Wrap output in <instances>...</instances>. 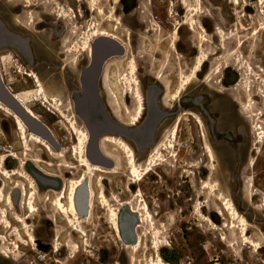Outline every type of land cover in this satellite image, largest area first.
<instances>
[{
  "label": "rangeland",
  "instance_id": "374dc122",
  "mask_svg": "<svg viewBox=\"0 0 264 264\" xmlns=\"http://www.w3.org/2000/svg\"><path fill=\"white\" fill-rule=\"evenodd\" d=\"M27 1L29 9L18 10L15 15L16 18H22L20 23L25 28L9 27L19 34L18 37L4 36L6 42H18L19 45L23 43L26 48H30L25 50L27 60L16 50L7 47L0 54V65L4 69L8 84L13 85L23 98L30 101L31 107L39 115L45 116L47 112L41 105V96H37L38 89L33 86L32 81H27L24 73L37 74L47 93L61 99L63 109L67 110L69 116L73 114L74 96L78 94L76 102L80 104L85 98L80 79L84 76L86 93L94 96L99 74V68L92 63L83 75L90 64L87 53L73 52L75 44L80 42L83 35L81 32L87 31L91 23L100 24L110 31L115 25L93 15L81 3L71 2L68 5L64 1L63 6H67L66 9L72 8L76 14L77 11L85 12L87 18L81 19L85 20L77 27L76 34L65 31L59 39H54L53 31L38 33L35 30L39 21L35 2L42 1L54 7L53 15H57L60 10L55 9L54 2L50 0H19L8 3L25 5ZM0 2L5 3L7 0ZM186 3L183 0H120L115 4L114 0H109L105 5L107 12L113 7L115 15L120 19L121 26L116 35L127 40L130 48L127 57H117L106 65L102 83L99 82L100 95L103 100L108 99L117 118L124 117L125 122L129 123L123 101L126 89L124 78L130 72V60L134 59L135 72L141 81V94L146 104L142 121V141L148 143L155 137L156 142L153 148L144 150L142 160L155 155L158 149L164 152L165 160L154 170L156 174L148 176L138 185L131 186L126 159L122 155L123 157H119L121 164L116 172L103 175V179H106L104 190L110 199L114 196L123 201L133 200L136 204L138 202L133 194L141 190L155 215L157 226L155 230L145 225L141 227L143 247L134 256L130 251H123L122 245L116 243L115 231L106 226V212L98 207V198L95 199L97 211L94 209L95 215L92 214L91 220L85 226L88 235L86 242L78 234V237L72 236L75 233L73 229L62 218L59 219L57 213L52 212L50 214L58 220V227H54V245L59 240L60 247H56L62 250L60 258H67L59 261L63 264H69L75 258L82 264H130L128 258L131 256L135 257L134 264H146L150 256L153 257L151 248L156 238L160 237H167L171 242V247L162 250V257L168 264H264V141L258 143V136L264 133V97L259 96L260 90L264 89V5L261 4L264 0H203V11L208 14L199 15L196 20L198 23L200 19L204 21L210 36L207 42L201 41L199 30L194 33L183 25L194 14L186 6L195 10L198 0H187ZM1 12L0 19L4 21V14ZM215 27L224 32L223 37L215 34ZM175 29L178 37L173 41ZM79 34L81 37H77ZM103 42L111 46L112 52H120L119 47L109 41L97 42L96 46ZM200 48L204 49L203 53L209 54L210 60L203 66L198 78L188 84L178 100H171L183 78L190 75L196 59L202 56ZM96 55L97 58L100 56L99 50ZM245 66L253 68L252 76H247ZM217 69H220L219 73L215 72ZM211 72L214 76L209 82ZM158 75L164 77L162 84L156 79ZM244 82L251 87L250 93L245 92ZM167 86L171 93L166 91L165 96ZM147 95L152 97L150 104L146 101ZM111 96L117 97L122 107L111 104ZM155 99L159 102L160 110L155 107ZM250 103L253 104L249 109L253 113L251 115L249 110L243 111L244 105ZM50 106L52 107L51 104L46 105L51 110ZM134 108L131 101L129 110L132 112ZM51 117L50 122L54 123L62 145L60 149L65 151L70 164L75 163L72 160L75 155L71 153L72 136L68 123L53 115ZM196 118L201 119L202 125ZM175 127L178 128L176 140L172 138ZM110 137L120 139L115 135ZM171 143L174 148H171ZM29 145L32 152L25 151L11 117L0 111V156H9L10 153L18 155V159L8 158L9 171L18 170L24 176L23 168L29 161L38 159L39 155H43L44 161H49L51 157L45 148L31 142ZM207 145L212 148L213 159L206 152ZM112 147L116 145L112 144ZM61 161L62 159L56 161L60 165L57 171L68 172L61 167ZM141 163L143 165L144 162ZM252 163L253 166L250 167ZM41 165L51 169L47 165ZM71 177L73 178L67 174L68 179ZM252 179L254 182L251 186ZM1 180L9 185V180L0 176V186ZM18 180L28 186L25 179ZM209 180L218 185V192L230 198L240 214L247 219L250 224L248 236L262 241L261 249L245 244L238 222L231 220L226 211L227 217L223 219L218 215L216 207L209 206L216 204L218 208H224L221 201L210 199L204 190V183ZM95 191L98 192L96 187ZM41 194L43 198L48 193L43 191ZM50 195L53 198L56 194L52 192ZM11 213L10 219L16 226ZM35 215H38L37 211ZM124 219L125 222L131 221L128 212H124ZM225 220L229 222V226L234 224L236 227L231 231L224 228ZM32 222L36 221L30 220L28 224L31 225ZM35 224L34 230H37V237H40L45 228L39 222ZM20 229L23 238L28 240L26 231L22 227ZM53 235L50 234L51 237ZM2 236L0 252L3 256L9 255L14 260L13 264L25 259L24 254L35 264H45L39 261L40 254L33 255L30 252V245H21L20 253L16 250L15 253L14 244L18 240L9 230L2 229ZM73 243L80 247L78 255L73 253L71 247L70 251H66L64 247ZM86 250L90 252H84ZM40 252L44 254L41 249ZM0 258L3 262H9L6 258Z\"/></svg>",
  "mask_w": 264,
  "mask_h": 264
},
{
  "label": "bare ground",
  "instance_id": "6f19581e",
  "mask_svg": "<svg viewBox=\"0 0 264 264\" xmlns=\"http://www.w3.org/2000/svg\"><path fill=\"white\" fill-rule=\"evenodd\" d=\"M11 1L14 2L17 0H11ZM54 1L56 2V0ZM82 1L87 3L93 15H98L100 18H103V20L110 22L114 24L115 26H114V29L110 31L104 27L102 28L100 24L96 25L94 23L95 24L94 25L93 23H91L87 31H85L82 37L80 38V42L75 44L76 46L74 47L73 52L79 53V54L87 53L91 56L93 53V50L95 49L97 42L105 40V41H109V42H113L117 44V46L121 50V53H124L123 58L127 57L129 54V43L127 40H124L116 35V32L120 30L119 28L121 26V22H120V19L116 17L113 7H111L107 12L106 11L107 9L105 6L106 4L104 6L101 4L102 2L107 3V1L105 0H82ZM114 1H115V4H118L120 0H114ZM186 1L187 0H185V2ZM202 4H203V0H198V6L195 10L188 6V10L192 11V13H194L195 15L193 14L190 16V18L187 20L186 25L189 26L190 30L194 33H197V30H199L200 32L199 37L201 38V41L207 42L209 41L208 37L210 36L208 32L206 31L205 27L200 25L198 21L196 20L199 15H202L205 13L208 14L206 11H203ZM237 4L238 3L236 2V5ZM261 4L264 5V3H261ZM47 8L48 7L44 6V9L47 10ZM60 9H61L62 17L67 18L69 22L74 24L75 23L74 19H78V17L75 16L74 14L72 15L69 14V12H67L61 7ZM72 11L73 10H71L70 13H72ZM220 31L222 30L220 29ZM256 34L258 33L256 32ZM221 36L222 37L224 36V32H221ZM17 44L19 43L17 42ZM37 44H35V46ZM201 50H202V56L196 59V63L190 75L183 78L181 85L177 89V92L172 94L171 100L173 101L178 100V98L180 97V94L186 89L188 84H190L194 79L198 78L199 73L202 72V68L204 64L210 60L209 54L203 53L204 51L203 48H201ZM113 52L115 53L107 60V63L116 59L117 57H120V56H117L118 51L115 50ZM129 67H130V72L124 78V82L126 85L124 94L127 96H130L133 99L134 104H135V108L133 109L132 112L129 109L126 110V114L130 119L129 127L133 128V127H137L140 124L143 113H144L145 104H144V98L140 90L141 84L135 72L136 61L134 59L130 60ZM219 70L220 69H217L215 70V72L219 73L220 72ZM245 71H246L247 76H250V75L252 76L254 70L251 66H245ZM260 72H263V70L260 69ZM25 76L30 78L32 83L38 89L37 96H41L43 103L46 105L51 104L53 108L51 106L50 108L54 110L55 115H57L60 120L68 123L70 131H71V136H72L71 153L75 155V157H72V160L75 163L70 164L67 161L65 151L60 149L62 146L61 142H58L57 136L55 132L53 131L52 127L44 119L39 117L38 113H36L33 110V108L30 105L31 104L30 101L26 100L21 95L13 91L10 85L7 84L5 75L0 69V80L3 83L2 84L0 81V87H1L0 89L3 93H5V95H7L8 97L12 99L15 106L19 110H21V112L24 114L25 119H23V117L17 111H14V109H12L9 105L4 103L1 98H0V111L9 115L11 119L13 120L15 127L17 128V131L21 137L22 144L26 152L31 151L30 150L31 147L29 145V142H31L35 145H39L40 147L45 148V150L49 154V157H51L49 158L50 164H48V167H50L51 169H48L49 171L47 170L46 172L47 174L41 170L43 169L41 164H44V160L42 158L43 155H39L38 157L39 160L35 159L30 164H28L31 167L33 166V168H31V171L26 170L24 173V176H22L18 170L8 171L7 169L8 158L10 159L11 157H13V158L18 159V155L16 153H12V154L10 153L9 156H6V155L0 156V176H3L5 179L9 180V185L15 188V190L14 189L13 190L17 194H20L21 196V199H20L21 202L19 206L21 208L20 210L28 211L26 216L24 215L14 216V220L17 223V225L14 226L13 221L10 219V212H14V208L16 209V207L18 206L16 205V202L12 199V197H10V195H8L7 197L6 187H8V184L5 182V180H3V184L7 186L5 187V189L3 187V189L0 190V240L3 238L2 229H7L18 240V242L14 244V248H15L14 252L16 250L18 253H20L21 245H25V246L30 245V247L33 248L32 251L41 255L39 257V261L41 263L44 262L45 264H49L48 256L46 254H41L38 252V244L36 242L34 231L32 230V227H30L28 224V222L33 217L32 215L35 214L36 212V208H37L36 199L37 197L41 198L42 196L41 191L44 190L45 192H48L47 197L49 198L51 197L50 194L52 192L56 194L52 199L48 198L49 200H47L46 202L47 203L46 208L53 209L54 213H57L59 215V219L62 218V220L68 226H70L76 234L80 235L83 239H85V242H86V239L88 238L85 226L91 220L92 214H94L93 213L94 209L97 208V207L95 208L97 204V202H95V199L98 198L99 200L98 207H101V209L105 210L106 212L105 217L107 218V222L113 225L112 229L115 231V234L117 236L118 245L121 244L123 247V251H126V250L130 251L135 256V254L139 253L142 250L143 242H144V239L140 234V229L142 226L145 225L155 230L157 226L155 215L152 213L150 205L148 201L145 199L141 190L138 191L137 194L134 196V199H136L139 204L132 202V200H128V202L124 204L121 202V200H119L118 197L116 198L114 196H112V198L110 199L106 195L105 193L106 191L104 190V183L106 179H103V175L105 176V174L107 175V174L115 173L116 172L115 170L121 164L119 161V157L124 155L126 159V164L129 170V172L128 171L127 172L130 174V177H131V186L138 185L148 176H151L152 174H154L155 173L154 170L162 165V163L165 160L164 152L161 149H158L157 153L155 155H152L150 158H147L145 164L142 165L137 160L134 150L127 144V142H125L122 139L111 138L110 136H103L101 138V136L97 134L99 131L98 132L94 131L95 133L93 132L94 134L97 135L98 138H101L99 140V146L96 148L95 146L97 145H95L94 141L97 137L95 138L94 134L91 137L90 131H88L90 130L89 127L86 128V126L80 125L76 117L74 116L70 117L65 113V110L63 109V105L61 103V99L58 96L49 95L47 93V90L42 85L37 74L33 72H29L25 74ZM213 76H214V73L211 72L209 74V79H208L209 82L212 80ZM106 77L108 78V76ZM157 79L159 81H163L164 77L161 75H158ZM245 83L246 82H244V85H245L244 90L245 92L250 93L251 87L249 85H246L247 83L246 84ZM166 91L167 93L170 92L168 86H167ZM259 96H261L262 98L264 97L263 88L260 90ZM111 97H112L111 100L109 98L111 104H114L115 106L120 105L117 97L115 96H111ZM97 100H98V97H97ZM251 104L252 103L245 104L243 107V111L244 110L248 111L251 108ZM251 114L253 113L251 112L250 115ZM196 119L198 123L202 125L201 119L199 118H196ZM32 123L35 124V126L37 127H32ZM113 126L115 129L111 128L108 130L109 132L112 131L114 133H117V132H120L121 130V132L126 133V131L122 130V128H120L116 123H113ZM177 129L175 127L172 132V138L174 140L177 139V133H178ZM52 138L53 140H56V143L52 141ZM258 140H259L258 141L259 144L263 143L264 133L258 136ZM110 143L115 144L116 147H112V144L110 147L109 145ZM173 146L174 145L171 143V148H174ZM205 149H206V152L211 157V159H213L214 156H213L212 148L207 145ZM96 151H97V156L95 155ZM27 157H29V154L27 155ZM57 159H62L61 161L63 162L61 166L62 168H64L68 172L75 171V176L73 178L68 179L66 176H65L66 177L65 180L56 178L62 174L65 175V173H68V172L62 173V172L57 171V168L60 166L58 164L55 165V162L57 161ZM253 163L251 164L250 167L253 166ZM111 165H113L114 168H110ZM79 167L81 168L80 170H79ZM35 174L40 175L42 178L47 180V182L49 180L57 181V182L60 181L63 185L62 189L59 192L58 190H55V189L50 190V188L42 187L40 185L41 182L38 181L36 177L34 176ZM20 178L25 179V181L28 182V186L20 182L18 180ZM116 179L118 178L116 177ZM253 182L254 180L252 179L251 186L253 185ZM95 187L97 188L98 192L95 191ZM203 187H204V190L207 191L210 199L216 198V201L217 200L221 201V204L224 208L223 209L218 208L216 204L215 206L214 205L212 206V204H210L209 206L211 208L216 207L217 213L221 218L225 219L227 216H229L231 220L238 222L241 228V235L244 239L245 244H248L252 248L261 249L263 246L262 245L263 242L259 240L256 241L248 236V231H250L249 230L250 224H248L247 219L242 214H240V212L236 209L233 201L227 196H225L224 194H222L221 192H218L219 191L218 185L212 183L210 180L206 181ZM56 191L58 192L56 193ZM14 197L15 196H13V198ZM263 200H264V197H263ZM121 206H124L125 208L122 211H119V208ZM128 208H129L128 213L131 216H135L134 217L135 224L132 228L133 242L128 241V238H127L128 236L126 235L127 233L124 230L125 220H123V213L127 212ZM95 211H97V209ZM225 211L228 213L227 216L225 214ZM55 220H56V223H58L57 218ZM230 226H229V222L227 223V221L225 220L224 228H228L231 231V229H234L236 227L234 224ZM20 227H22L23 230L26 231V236L28 240H25L23 238ZM157 232L159 235H162L160 231L157 230ZM58 246H59V243H58ZM70 247L75 255H78L80 253V247L77 244L73 243L72 245L69 246V248ZM169 247H171V242L169 241L167 237L166 238L164 237L156 238L153 244V247L151 248V250H153V253H154L153 257L150 256L146 264H168L162 257V250L163 248H169ZM58 251H59L58 247H56L53 254L56 255ZM134 256H131L128 258V261L130 264L135 263ZM6 257L8 258L9 256H6Z\"/></svg>",
  "mask_w": 264,
  "mask_h": 264
},
{
  "label": "flooded vegetation",
  "instance_id": "af4514ba",
  "mask_svg": "<svg viewBox=\"0 0 264 264\" xmlns=\"http://www.w3.org/2000/svg\"><path fill=\"white\" fill-rule=\"evenodd\" d=\"M9 1L10 2H13L11 0H7V2H5V3L4 2H0V11H2L1 13L4 14V18H5L4 21L0 19V54L3 52V49L4 48H7L8 47V48H10L12 50H16L18 53H20L22 56H24V58L27 60V58H26L27 55H26L25 50L28 51L30 48L29 47L26 48V44L24 46L23 43H22V45H19L17 43L12 44L11 42H6L5 39H4V36H7V37H12V36H15L16 37L17 36V34L15 33V31L12 30V29H10L11 27L12 28H25L20 23V21L22 20V18L19 19L18 16L16 18L15 15H17L16 12L18 10L19 11L20 10L23 11V9H26V10L29 9L30 6L29 5H26L29 2L27 1L25 3V5H23L22 3L10 4V3H8ZM17 1H19V0H17ZM50 1L51 2H54L55 9L57 8L58 10H60V12L57 15H53L54 7H50V6H48V3H44L42 1L41 2H35V6L38 7V8H35V9L37 11V16H38V20H39L38 23H36L35 30H37L38 33H44L45 31H53L54 39H59V37H61L62 36V33H65V31H70L69 32L70 34H72V33L74 34L76 32V30H77V27H80L81 22H83L87 18V14L85 12L83 13L82 11H79V12L77 11V14H76V11H74L72 8L66 9L67 6L66 7L63 6L64 5L63 3H65V2L67 3L68 2L67 3L68 5L71 2L81 3V5H85V9L86 10H88L90 13H92L90 11V8L87 5V3L84 2V1H82V0H56V2L54 0H50ZM105 1H107V3H109V0H105ZM183 3L186 4L185 0H183ZM101 4L102 5H105L106 3L102 2ZM20 6L22 7V9H20ZM44 6L48 7L47 10L44 9ZM60 7L63 8L64 10H66L67 12H69V14H71L70 13L71 10L74 11V12L72 11V14H74L75 16L78 17V19H74V21H75L74 24L71 23V22H69L67 18L62 17ZM186 9L188 10V6H186ZM56 17H57V19H56ZM116 17L118 18V16H116ZM83 18H85V19L84 20H81ZM5 20H7L9 22V24ZM186 23H187V21H184L183 25L187 26ZM199 24L202 25L203 27H205L204 21L202 19H200ZM187 27H189V26H187ZM102 28H103V26H102ZM205 29H206V27H205ZM189 30H190V28H189ZM84 32H85V30L83 32H81V33L84 34ZM214 32H215L216 35H220L221 32H223V31H220V28L219 27H215L214 28ZM2 34H3V36H2ZM80 34L77 37H81ZM1 37H3V39ZM177 37H178V31H177V29H175V32L173 34V41H175L177 39ZM21 41L23 42L22 39H21ZM115 45H117V44H115ZM129 48H130V46H129ZM200 52H201L200 53V55H201L202 54L201 48H200ZM91 56L89 54H87V58L90 61V64H89V67L85 68V71H84L83 75L86 74V70H88L92 66V63L94 61V52L92 53ZM117 56L124 57V53H121V50H120V53H118ZM107 60L104 62L105 64L102 63V65H100V67H99V74H98L97 79H96V83L97 84H96V91H95V95L94 96L93 95H90V93L89 94L86 93L87 90H86V88L84 86L86 84L85 83L86 80H85L84 76L80 79V84L82 86V90L84 91V93H83L84 95L83 96L85 98L82 100L84 102L82 104L77 103L76 102V99H77V95L78 94H76V96H74L75 103L73 105L74 106L73 107V114H70L69 116L70 117L71 116L72 117L73 116L76 117L78 119V122H79L80 125L86 126V128L89 127L90 130H88V131H90L91 137L93 136V134L95 132H98V131L100 132V130L102 128H106L104 131L100 132V134H99V132L97 134L100 135L101 138L103 136H110V135H115V136L120 137V139H122L125 142H127V144L134 150L135 155L137 157V160L140 162V164H142L141 162H144L143 164H145V162H146L147 159L142 160L143 159L142 158V154L144 153V150L145 149L150 148V147L153 148L156 145V142H154L155 137L153 138V141L148 142V143L142 141L143 140L142 131L144 129L143 128L144 125L142 123L143 116H142V119H141L140 124L137 127H133V128L132 127H129V123L130 122L129 123L128 122L126 123L125 122L126 119L124 117L119 119V118H117L114 115V110L110 106V103H109L108 99H104V100L102 99V97L100 95V92H99V82L102 83V79H103V76H104V70H105L106 65L108 64L107 63ZM0 61H1V56H0ZM0 67H1L2 72L4 73V69L2 68L1 65H0ZM25 74H27V73H24V75ZM4 75H5V73H4ZM136 75H137V73H136ZM5 78H6V76H5ZM156 79H157V77H156ZM28 80L31 81L27 77V81ZM6 82L8 84V80L7 79H6ZM139 82L141 84V81L140 80H139ZM159 82H161V84H162L163 81H159ZM1 83H2V81H1ZM10 86L13 89V91H15L17 94H19V92H17L14 89V87H12L13 85H10ZM33 86H34V84H33ZM165 96H166V89H165ZM97 97H98V100H97ZM151 98H152L151 95H147L146 96V101L148 100V103L151 102V100H150ZM123 99H124L123 100L124 101V105H125V107L127 109H129V105L131 104V101H132L133 105L135 106L134 101H133V99L130 96H127V95L124 94ZM154 101H155L154 102L155 103V107L160 110V107L158 105L159 104L158 100L155 99ZM43 104L44 103H42L41 105L43 106V108H45V110L47 112V115H45V116H41L39 114L38 115H39V117H41L42 119H44L47 123H49V125L52 127L53 131L55 132V134L57 136L58 133L55 131L54 123H51L50 122V119L52 118L51 117L52 115L55 116V117H57V118H58V116L55 115V112H54L53 109H51V110H53V111H51L49 108L46 107V104L45 105H43ZM144 104H145V98H144ZM145 109H146V106H144V111H145ZM64 110H65V113H66L67 110L66 109H64ZM161 113H162V111H161ZM66 114L68 115V113H66ZM143 115H144V113H143ZM101 123H102V125H101ZM113 123H116L120 128H122V130L126 131V133L125 132L124 133L121 132V130H120V132H117V133H114L112 131L109 132L108 131L109 129H111V128L113 129L114 128ZM32 127H37V126H35V124L32 123ZM117 131H119V130H117ZM156 133H154V134L156 135ZM94 136H95V138L97 137L96 134H94ZM101 138H98L97 137L95 139L94 143H95V145H97V146H95L96 148L99 146V140ZM57 140H58V136H57ZM52 141H54L56 143V140H53V138H52ZM58 142H59V140H58ZM251 152H252V150H251ZM95 155L97 156V151H96V154ZM30 163H31V161H29L28 163H26L24 165V168H23L24 173H25L26 170L31 171V168H33V166L31 167V166L28 165ZM48 164H50V161H48V162L44 161V165H47L48 166ZM56 164H57V162H55V165ZM107 167H109V166H107ZM42 168L43 169H41V170L44 173H46L48 169L45 168L44 166H42ZM110 168H114V166L111 165ZM67 174L74 177L75 176V171L68 172ZM67 174L65 173V175L62 174V175H60L58 177H56V176L55 177L56 178H60L61 180H65V178L67 177ZM154 174H156V172ZM1 182L2 183H1V186H0V190L3 189V187L5 189V187L7 186V185L3 184V180H1ZM48 182H50V180ZM53 182H56L57 183V187H55L53 185L51 186L49 183H47V184H42L41 183L40 185L42 187H44V188H50V190L51 189L59 190V192H60V190L63 187L62 183L60 181H58V182L57 181H53ZM8 186L9 187H6V188H9V191L10 192H7L8 189L6 190L7 197H8V195H10V197H12V199L16 202V205L18 206V207H16V209L14 208V212L11 213L12 216H13L12 218H14V216H17V215H19V216L20 215L21 216L22 215L26 216L27 213H28V211L20 210L21 208L19 207L20 206V202H21L20 201V199H21L20 194H17L14 191L15 188H13L10 185H8ZM43 191L44 190H42V192ZM136 194H137V192L133 194V198H134V196ZM13 196H15V197L13 198ZM46 197H43V198L37 197V199H36V205H37L36 211H37L38 215H35L34 214L35 216L32 217V219H31L33 221H36V222H39L40 224H42L43 227L45 228V230L44 231L42 230V232L40 233L41 236L40 237H37V230H34V228L36 227L35 226L36 225L35 224L36 222L35 223L32 222L31 225H33V226H31L30 224H29V226L32 227V230L34 231V234H35V237H36V242L38 244V252L41 253L40 252V249H41V251H43L44 254H46L48 256L49 264H63V263H61L59 261L66 260L67 258H65V257L63 259L60 258V256L63 253H61L62 250H61V248H59L60 247V242H58L59 240H57V243H56L57 245L56 244L54 245V241H55L54 235H53L54 234V230H55L54 227H58V223H56L55 216L53 214H50L52 212L54 213L53 209H47L46 208V204H47L46 202H47V200H49L51 198V197L50 198L49 197L46 198ZM121 202L125 204L128 201L121 200ZM132 202H134V201L132 200ZM124 208H125L124 206H121L119 208V211H122ZM127 210H128L127 212H129V208ZM130 213H131V211H130ZM133 217H135V216H133ZM123 220H125L124 219V213H123ZM57 222H58V220H57ZM105 224H106V226L108 228L109 227L112 228V226H113V225L109 224V222H107V221H105ZM51 233H52L53 237L50 236ZM86 233H87V230H86ZM72 236H74V237L77 236L78 237V235L76 233H74ZM58 243H59V247H58V250L59 251L55 255V254H53V252L55 251L56 246H58ZM69 246H70V244H67V245L64 246L66 248V251H70ZM32 249L33 248H31V251L30 250L29 251L31 253H33V255H35L36 253L34 251H32ZM84 252H89V251L86 250ZM0 256L3 257V258H6L7 260H9V262H7V261L3 262L1 260V258H0V264H13L14 260H11L9 255H6V256H9L7 258L6 256H3L2 255V252H0ZM27 256L28 255L24 254V258L25 259H22L21 262L18 261L17 264H24V263L27 264L28 262H31V261H29V258H27ZM31 259H33L32 256H31ZM31 264H35V263L34 262H31ZM69 264H82V263H81V261H78L75 258V260L70 261Z\"/></svg>",
  "mask_w": 264,
  "mask_h": 264
},
{
  "label": "water",
  "instance_id": "95a60500",
  "mask_svg": "<svg viewBox=\"0 0 264 264\" xmlns=\"http://www.w3.org/2000/svg\"><path fill=\"white\" fill-rule=\"evenodd\" d=\"M108 46L109 45L105 44V42H103L101 44H98V46H96V49H94L95 50V52H94V61H93L94 66H97L99 68L100 65H102V63H104L108 58H110L115 53V52L111 51V46H109L110 48ZM98 50L100 52V56L97 58L96 53H97ZM0 98L2 99V101L4 103H6L12 109H14V111H17L23 117V119H25L24 114L21 112V110H19L15 106V104L12 101V99L10 97H8L7 95H5V93H3L1 90H0ZM48 141H49V139H48ZM34 176L42 184H46L47 180L42 178L40 175L35 174ZM49 184L57 187V183L56 182H53V181L51 182L50 181ZM134 224H135V218L133 216H131V221L125 222V227H124L125 229L124 230L126 231V233H127L126 235L128 236V241H130V242H133L132 228H133Z\"/></svg>",
  "mask_w": 264,
  "mask_h": 264
}]
</instances>
